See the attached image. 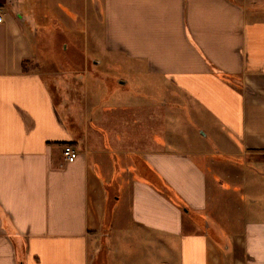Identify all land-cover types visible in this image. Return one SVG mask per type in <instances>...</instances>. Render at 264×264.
Segmentation results:
<instances>
[{
	"label": "crops",
	"instance_id": "obj_1",
	"mask_svg": "<svg viewBox=\"0 0 264 264\" xmlns=\"http://www.w3.org/2000/svg\"><path fill=\"white\" fill-rule=\"evenodd\" d=\"M91 1L0 0V264H264V0H100L104 49L47 66ZM158 84L199 148L159 147Z\"/></svg>",
	"mask_w": 264,
	"mask_h": 264
},
{
	"label": "rangeland",
	"instance_id": "obj_2",
	"mask_svg": "<svg viewBox=\"0 0 264 264\" xmlns=\"http://www.w3.org/2000/svg\"><path fill=\"white\" fill-rule=\"evenodd\" d=\"M93 0L91 1L90 5V11L92 14V21L94 20V23L92 24V21H90L89 18V24L84 25H75L76 26V33H68L65 32V37H68L70 40H67L63 35L54 34L56 39L50 40L47 39H39L38 40V47H39V58L42 56L43 53L49 54L51 50H55L56 54L58 56L64 52V50H67L69 48H77L81 51H86L87 53H92L94 49H104V37H103V25H100L97 21L96 11L97 9H100L101 1L97 0V8L94 7ZM60 25V24H59ZM57 25V27H59ZM51 26H54L52 24ZM61 26V25H60ZM67 48V49H66ZM52 58V55L50 56H43L41 59H44L47 66L55 65V63L50 59ZM81 60L80 57L76 56L74 59ZM121 64H125L123 67V70L120 71L115 70V68L110 69V71H102L103 74H110L113 76L114 82L117 81H127L126 84V92L125 96L128 97L129 95H138L139 91L141 90L138 86V82L145 78V74L143 71H134L133 68H130L126 66L128 63H125V59L123 61H120ZM51 66V67H52ZM101 73V74H102ZM161 79L158 78V81ZM116 84V82H115ZM117 85V84H116ZM159 85V92L157 93V98L161 100L163 97L166 96L169 103L168 105H162L160 103H157V106L155 110H152V132H156V137L158 139L159 147L163 146L162 144L166 145L167 143L165 141L166 136L175 138V144L176 137H181V145L183 148L187 149H197L200 147V143L198 142V139L200 137V131L205 129V126L207 127V121L206 120H198L197 114L195 110L193 109V106L191 105V108L188 106L186 109L180 108L181 104L178 103L176 100H172L169 98L171 96L170 90L164 88L163 86ZM123 92L119 91L118 93ZM123 93V95H124ZM178 97V96H177ZM172 98H176V96H172ZM172 102V103H171ZM176 102V103H175ZM155 117V119H154ZM207 129V128H206ZM212 176V174H209ZM222 181V180H221ZM224 188H230L229 181H222L220 183ZM236 203H239L238 201H235ZM178 207L184 209L182 206L183 202H175ZM262 204L264 205V201H262ZM221 205V204H220ZM219 207L221 208L222 205ZM230 207V206H229ZM237 206H233L234 208V214L236 215L237 219L239 218V208H236ZM232 208V209H233ZM238 209V211H237ZM185 210V209H184ZM237 223V222H236ZM239 223L237 224V226Z\"/></svg>",
	"mask_w": 264,
	"mask_h": 264
},
{
	"label": "built area",
	"instance_id": "obj_3",
	"mask_svg": "<svg viewBox=\"0 0 264 264\" xmlns=\"http://www.w3.org/2000/svg\"><path fill=\"white\" fill-rule=\"evenodd\" d=\"M4 22V15L0 10V24ZM63 159L67 163L74 162L80 155L79 151L70 144H66L62 149Z\"/></svg>",
	"mask_w": 264,
	"mask_h": 264
}]
</instances>
